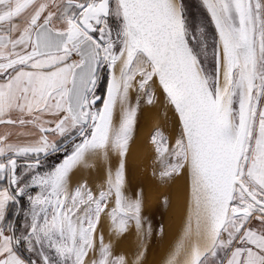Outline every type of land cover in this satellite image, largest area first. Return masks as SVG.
Returning a JSON list of instances; mask_svg holds the SVG:
<instances>
[{"label": "snow or ice", "instance_id": "obj_1", "mask_svg": "<svg viewBox=\"0 0 264 264\" xmlns=\"http://www.w3.org/2000/svg\"><path fill=\"white\" fill-rule=\"evenodd\" d=\"M0 264H264V0H0Z\"/></svg>", "mask_w": 264, "mask_h": 264}, {"label": "bare ground", "instance_id": "obj_2", "mask_svg": "<svg viewBox=\"0 0 264 264\" xmlns=\"http://www.w3.org/2000/svg\"><path fill=\"white\" fill-rule=\"evenodd\" d=\"M145 120H148V119L146 118ZM152 120H153V117H152V119H150L148 121H145L144 123L147 124V122H148V124H149L150 122H152ZM144 126H145V124H144ZM141 137H146L144 130H141ZM139 143H140V141L138 139L137 145L133 146L134 151H136V153H137V163L141 159V154H140L139 148H138ZM131 166H132V162L130 161V167ZM136 171H137V175H142L143 174V169L142 168L137 167ZM143 178H144V181H145V189L147 190L146 193H147L148 200H149V202L154 203L155 198H158L160 196V194L165 191V189L162 188V187L154 189L155 185L152 184V182L148 179V177H146V175H145V176H143ZM167 215H168V213L165 211L164 217H166Z\"/></svg>", "mask_w": 264, "mask_h": 264}, {"label": "rangeland", "instance_id": "obj_3", "mask_svg": "<svg viewBox=\"0 0 264 264\" xmlns=\"http://www.w3.org/2000/svg\"><path fill=\"white\" fill-rule=\"evenodd\" d=\"M152 117H153V120H152V122H150L151 124L150 123L148 124V122H147L148 125L146 123H144L145 121H148V120L152 119ZM146 118L148 120H145ZM154 122H155V116L153 114H147L146 113L145 116L143 117L141 130L145 131L146 137H147L148 133L150 132ZM144 124H145V126H144ZM157 188H160V187L154 186V189H157ZM146 192H147V190H146ZM163 193H161L158 198H155V201L157 200L156 202L155 201H154V203L149 202L152 211L155 213L156 219H160L161 216H164V213H165V209L162 206V200H163V195L162 194ZM146 195H147V193H146Z\"/></svg>", "mask_w": 264, "mask_h": 264}]
</instances>
